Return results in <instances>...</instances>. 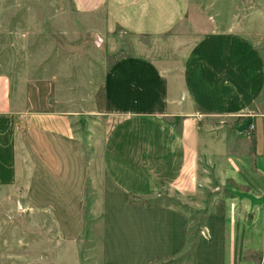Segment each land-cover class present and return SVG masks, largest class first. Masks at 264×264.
Instances as JSON below:
<instances>
[{
    "label": "crops",
    "instance_id": "0c3cea01",
    "mask_svg": "<svg viewBox=\"0 0 264 264\" xmlns=\"http://www.w3.org/2000/svg\"><path fill=\"white\" fill-rule=\"evenodd\" d=\"M51 4L42 12L48 62L34 55L30 77L17 66L0 71V187H19L29 159L31 205L54 211L68 247V260L55 264H91L82 258L88 242L92 264H173L189 244L185 208L201 211V193L219 189L201 180V161L218 164L225 179L243 175L231 166L229 121L247 124L264 112V54L244 32L264 29L263 6L241 27L221 28L213 9H196L193 0ZM72 46L82 48L76 57L90 53L105 64L84 111L75 104L88 91L75 93ZM89 71L85 63L86 80ZM20 114L31 121L23 146ZM85 119H101L100 134L83 131ZM204 203L191 259L181 264H229L233 208L244 205L245 217L249 204L214 195Z\"/></svg>",
    "mask_w": 264,
    "mask_h": 264
},
{
    "label": "rangeland",
    "instance_id": "374dc122",
    "mask_svg": "<svg viewBox=\"0 0 264 264\" xmlns=\"http://www.w3.org/2000/svg\"><path fill=\"white\" fill-rule=\"evenodd\" d=\"M193 2L196 9H213L212 12L217 16L221 28L235 26L234 24L241 27L240 23L243 24L244 20L260 11L262 6L264 10V0H193ZM47 6H52L51 0H0V71L11 69L12 72H15L14 68L17 66L19 70H22V74L27 69L28 77H30V61L34 55L41 56L42 60L48 62L47 51L49 50H47L45 40L51 29L48 30L47 16L42 14ZM212 6L213 8H211ZM236 19H242V21L236 23ZM262 20L264 28V17ZM244 32L255 41L264 54V29H249ZM54 38H59V36ZM79 49L82 48L72 46L70 54L72 70L77 74L75 93L79 95V98L82 97L83 88L81 86H86L84 90L88 91L87 99L84 97L81 98L82 102L75 103L84 111L88 110L86 109L88 107L81 103L92 104L91 95L93 90L99 87V75L103 72L105 64L97 63L98 60L94 59L95 57H92L90 53L79 58L76 57ZM57 51L55 59L52 58V60H56L58 57ZM110 62L112 59L107 63ZM85 63L90 68L88 73L94 74V76L91 75L92 77L89 75L88 80L84 78ZM85 81L88 82L87 85H85ZM45 89L47 88L45 87ZM261 101L264 103V96ZM85 114L90 115V112H85ZM96 121L97 123L90 120L87 122L85 119L83 123L84 125L88 123V127H84L83 131L87 130L86 133L92 136L100 134L101 119ZM246 122L247 120L241 117L229 121L232 135L230 145L233 146L234 159L231 166H233L232 168L235 166L241 168L243 171L241 177L231 174L225 179L223 175L217 173V169L220 168L217 166L218 164L213 167L209 166L206 160L201 161V180L209 184L215 183L219 189L214 193H212V189L201 193L199 198L203 199L204 204L201 211L184 207L190 210V216L193 219L189 244L185 253L173 261V264H181L191 259V251L197 242V235L202 229L208 210L204 201L208 203L213 195L222 196L228 201L237 203L245 200L249 204L245 217L244 205H235L233 208L235 212L230 228L229 264H264V197L260 195L264 180V112L257 120L247 124ZM15 123L16 129L19 131L18 142L23 146L24 143L21 141L25 139L26 133L29 131L27 128L31 126L28 114L18 115ZM22 148L21 150H23ZM90 150L89 147L88 151ZM22 160L26 165L23 166L25 173L20 176L19 187H0V264H55L62 260L66 262L68 259L65 253L68 247L66 248L61 238L62 232L57 219L55 220L54 211L51 212L46 207L34 208L31 205L30 161L24 158ZM228 169L231 168L228 166ZM241 183L242 186H240ZM247 187L248 190L245 192ZM205 188L207 187L205 186ZM92 189L91 185L87 187V199L93 196L94 190ZM39 196L48 198L49 192L40 191ZM251 198L255 200L253 201ZM157 199L167 200L169 197L162 196ZM248 238L253 239L249 240ZM89 243L82 258L87 263L89 260L92 264L96 261L94 260L96 256L89 254L88 251L91 249Z\"/></svg>",
    "mask_w": 264,
    "mask_h": 264
}]
</instances>
